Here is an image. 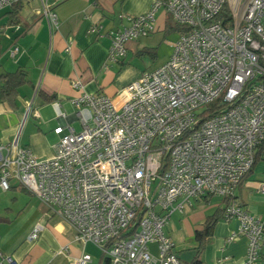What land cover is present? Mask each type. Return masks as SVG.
Wrapping results in <instances>:
<instances>
[{
  "label": "built area",
  "instance_id": "2783aa9c",
  "mask_svg": "<svg viewBox=\"0 0 264 264\" xmlns=\"http://www.w3.org/2000/svg\"><path fill=\"white\" fill-rule=\"evenodd\" d=\"M18 1L0 0V11ZM225 3L228 26L216 18ZM160 7L188 27L167 59L115 97H74L81 129L55 127L50 158L38 159L18 136L0 143V188L16 180L71 226L75 240L98 248L104 264H183L165 232L170 215L193 198L219 196L228 199L223 219L237 223L227 240L244 236L243 264H258L263 224L234 195L264 137V0H154L146 12L122 16L126 25L110 32L107 58L124 59L128 41L153 33ZM42 14L57 27L50 7ZM71 86L82 85L76 79ZM215 101L222 107L203 119ZM257 190L264 194V178ZM41 230L37 224L28 238ZM90 262L83 252L70 264Z\"/></svg>",
  "mask_w": 264,
  "mask_h": 264
},
{
  "label": "crops",
  "instance_id": "0c3cea01",
  "mask_svg": "<svg viewBox=\"0 0 264 264\" xmlns=\"http://www.w3.org/2000/svg\"><path fill=\"white\" fill-rule=\"evenodd\" d=\"M154 0H21L18 20L13 21L11 7L0 11V73L23 71L27 81L17 88L16 94L0 101V143H10L18 136V143L28 147L38 159L54 154L59 135L57 126H67L76 131L81 124L75 115L77 107L71 100L81 93H104L115 97L129 82L142 72L163 63L172 51V43L179 33H165L169 17L164 7L155 13V31L147 37L127 42L124 59L107 58L111 45L110 32L126 25L123 15L146 12ZM50 7L58 16L57 27L42 14ZM95 28L94 31L92 29ZM169 52L154 67L139 68L137 53L156 48L168 35ZM17 45L14 57L9 49ZM80 80L81 88H73L72 80ZM45 96L54 97L51 102ZM28 105L31 111L24 118ZM264 175V160L255 164L235 190V198L250 214L263 224L261 241L264 264V194L257 190V180ZM224 207L223 198L209 195L193 198L183 211H174L165 226V232L174 243L175 251L184 263L193 260L200 250V264H243L247 240L237 235L228 241L236 230V220L225 221L219 215L210 235L200 237L205 219ZM40 224L42 230L36 239L29 234ZM90 243L74 239L71 226L51 212L35 195L16 180H11L7 190L0 188V264L10 256L15 264H70L83 252L90 254L89 264H104L102 253L87 250ZM92 245V244H90ZM94 246V245H92ZM95 247V246H94ZM99 250V249H98ZM156 254L155 243L149 245Z\"/></svg>",
  "mask_w": 264,
  "mask_h": 264
},
{
  "label": "trees",
  "instance_id": "16d2710c",
  "mask_svg": "<svg viewBox=\"0 0 264 264\" xmlns=\"http://www.w3.org/2000/svg\"><path fill=\"white\" fill-rule=\"evenodd\" d=\"M20 1L14 3L11 6L12 8L11 13L13 16L12 18L13 21L18 20L17 14L19 12V9L21 8ZM216 18L220 19L224 26H228L231 24L232 14L230 12V8L227 3L223 5L222 9L216 15ZM186 30H188V27L173 22L170 16L167 17L166 24H165L166 34H169L171 32L182 33V32H185ZM145 55H150L151 58H155L156 48L143 49L137 53L138 58H141L142 56H145ZM26 81H27V78H26L25 73L20 70L14 73H5V72L0 73V101L4 99H8L13 94H16L17 88L23 83H25ZM53 99H54L53 96L52 97L45 96V100L48 102H51ZM221 107L222 105L220 104L219 101H215V102L208 104L203 110V113H202L203 119L213 115ZM262 159H264V137L256 149V154H255L252 168L254 167V165L257 163L258 160H262ZM252 168L250 169V171L252 170ZM227 201L228 199L223 198L224 205L227 203ZM222 213H223V208L220 209L218 213H214L213 215L208 216L203 222L201 230L198 231V235L202 238L210 235L214 222L216 221L219 215H222ZM183 264H200V250L197 251V254L194 256L192 261L187 262V263L184 262Z\"/></svg>",
  "mask_w": 264,
  "mask_h": 264
},
{
  "label": "rangeland",
  "instance_id": "374dc122",
  "mask_svg": "<svg viewBox=\"0 0 264 264\" xmlns=\"http://www.w3.org/2000/svg\"><path fill=\"white\" fill-rule=\"evenodd\" d=\"M174 35L171 34V35H168L166 37L165 40H163L161 43H160V46H159V50H158V57H155V58H151L150 55H145L143 59H136V64L139 68H144L146 66L149 67H154L158 64L160 58H162L165 54H167L170 50L169 48V41H172L174 40ZM264 159L262 160H258V162L260 161H263ZM256 163V164H257ZM255 166V165H254ZM264 178V175H262V177L260 179H263ZM258 179L257 182L260 180ZM87 250L89 252H91L92 254H95V253H98V251L100 252V250H98V248L88 244L87 246Z\"/></svg>",
  "mask_w": 264,
  "mask_h": 264
}]
</instances>
